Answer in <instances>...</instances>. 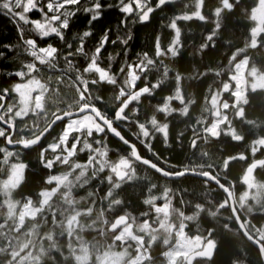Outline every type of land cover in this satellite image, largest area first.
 Wrapping results in <instances>:
<instances>
[{
	"label": "trees",
	"instance_id": "1",
	"mask_svg": "<svg viewBox=\"0 0 264 264\" xmlns=\"http://www.w3.org/2000/svg\"><path fill=\"white\" fill-rule=\"evenodd\" d=\"M5 1L0 0V95L6 99L1 117L10 107L17 108L13 86L21 81L24 72L45 93L37 115L14 120L13 141L29 142L57 115L88 104L136 146L143 158L161 169L169 173H210L236 195L243 193L246 170L262 158L261 153L252 154L251 146L264 138V90L246 92L240 116L230 105L234 95L223 90L229 86L233 93L234 67L243 59L264 73V25L255 35L251 18L259 0H66L52 7H47L48 0H37L28 12L30 19L52 14L55 20L52 30H45V36L39 33L29 37L28 28L12 19L17 7L14 11L6 9ZM135 1L142 4L141 10ZM128 5L130 10L125 8ZM195 13L199 17H192ZM96 16L100 18L89 22L90 17ZM88 31L91 35L86 34ZM105 38L109 43L97 54ZM27 39L38 48H52L53 57L43 64L34 60L25 67L30 60ZM131 73L138 76L132 86ZM130 93L134 98L129 100ZM167 99L169 108L161 111ZM220 100L229 104L230 109L219 108ZM215 109L226 115L228 128L235 136L221 133L213 137L207 133L215 120ZM151 119L164 126L166 132L162 135L152 131L151 140L142 143L138 125H146ZM65 124H59L38 147L30 150L7 148L0 134V186L8 175L9 164L24 166L22 179L10 194L11 200H29L39 208L41 192L54 187L49 178L68 174L72 182V199L66 201L62 187L34 219L18 229L15 221L7 217L5 199L0 193V264H74L72 250L92 241V234L97 235L96 239L100 235L93 229H100L108 219L104 229L112 235L109 226L114 220L125 213L140 217L146 210V198L161 194L165 188L173 192L177 207H189L187 214L195 209L194 205L210 209L226 201L222 192L205 181L189 176L168 181L137 163V178L116 188H111L97 169L93 170L97 174L95 179L91 174L80 178L73 170V162H85L86 151H78L65 164L48 166L46 162L52 155L47 147L59 139ZM89 143L96 148L93 140ZM101 146H106L111 162L121 155L132 164L135 162L132 152L107 132L106 139L97 147ZM253 172L264 183V165ZM108 190L112 195L107 200ZM262 204L259 211L250 215L254 229L264 225V197ZM224 206L231 219L228 205ZM75 212H79L80 225L71 235L67 222ZM220 220L195 218L193 225L200 228L194 233L208 236L214 242L215 254L194 264H262L258 251L243 239L234 220H230L229 228ZM93 224L99 227H91ZM186 231L190 232V227ZM231 231H237L239 236ZM260 243L264 248V239ZM152 250L159 257L160 247L154 246ZM164 263L156 260L143 264Z\"/></svg>",
	"mask_w": 264,
	"mask_h": 264
},
{
	"label": "rangeland",
	"instance_id": "2",
	"mask_svg": "<svg viewBox=\"0 0 264 264\" xmlns=\"http://www.w3.org/2000/svg\"><path fill=\"white\" fill-rule=\"evenodd\" d=\"M35 1L37 0H6L4 2V7L6 9L9 8L13 10L14 6L17 7L15 13L12 12V19L15 23L22 24L24 27L28 28L31 32L28 34V37L39 35V33L45 36V30H52L55 20V18L51 16L52 14L47 15V17L40 16L37 20L30 19L28 12L35 7ZM65 1L66 0H48L46 3L47 7H52L54 3L60 5L64 4ZM135 5L138 6L140 10L142 9L141 7H143L142 4L136 1ZM125 8L130 10L131 5L125 6ZM47 11L51 13V11ZM192 17L197 18L199 14L195 13ZM143 18L145 19L146 16ZM251 18L255 23L254 33L256 35L258 31L263 29L262 26L264 25V0H259L257 8L253 11ZM59 20L60 17L57 18V21ZM255 35H253L252 39L253 45L256 40ZM26 42L29 45L28 55L30 56V60H28L25 67H29V64H31V62L34 63V60L43 64L53 57L54 50L52 48H38L35 46L36 44L34 42L28 39ZM30 70L31 69H29V71ZM26 72L20 76L21 81L13 86L17 108L13 109V107H10L8 113H5V117L2 116V118H6L5 121L8 119V121H6L7 123L13 125L15 119H23L28 114L37 115V113L42 110V99L45 94L44 88L34 80H30L28 76H25ZM137 79L138 76L131 73L129 76L130 85L132 86ZM232 81L235 85L233 93L229 86L225 87L223 91H227L234 95V102L230 105H232V109L235 111L236 115L240 116L242 114L240 107L245 103L246 92L256 89L264 90V73H259L255 68L249 66L247 59H243L235 65ZM142 92H139V94ZM127 96L129 100L134 98L132 94L130 96L128 94ZM177 98H179V96ZM169 101L170 100L167 99L166 103L160 107L161 111H165L169 108ZM230 105L220 100L219 108L224 110L230 109ZM83 106H88V104H84ZM118 116H121L120 112H118ZM214 117V122L207 130L209 135L218 137L221 133H226L235 136L234 131L228 128L229 121L226 115L221 114V112L218 113L217 109H215ZM152 131H154L153 133L158 131L162 135L166 132L165 127L156 123L154 119H151L146 125H138L137 134L142 143L146 142L149 138V141L151 140ZM0 134L6 138L9 131L0 125ZM104 139H106L105 128L96 121L94 116L86 114L78 118H72L66 121L64 130L59 139L48 145L47 150L49 154L52 155V159L48 160L46 165L51 166L54 163L65 164L73 159L78 151L81 153L86 151L88 154L85 162H73V170H76L78 177L85 178L86 175L91 174L95 179L97 174H94L93 170L97 169L99 173H102L106 177L108 185L111 186V188L119 187V185L137 178L140 171L136 170L134 167L136 162L132 164L130 160H126L122 155L117 158L116 162H111L109 160L110 158L107 159L108 152L106 146L105 148L103 146L97 147L100 146L101 141ZM90 140H93L96 148L89 143ZM22 142L27 143V141ZM251 151L252 154L261 153L262 158L253 161L251 166L246 170L242 178V183L245 185L243 193L236 195L234 190L231 192L233 195V202L245 222L247 232L257 240L262 241L264 239V225L261 229H254L250 224V215L263 207L262 198L264 197V183L258 181L254 177L253 171H255L258 166L264 165V138L252 143ZM23 171L24 166L22 164H9L8 175L0 186V193L5 199L4 205L6 207V215L9 219L15 221V227L17 229L24 225L27 220L34 219L37 213L41 211L48 201L51 200L53 195L62 187L65 188L63 197L67 199L66 201L72 199V193L69 190L72 182L69 181L68 174H61L49 178L48 181L53 183L54 187L51 190L41 192L39 208L35 207L29 200L23 202L11 200L10 194L16 185L20 183ZM111 195V190L105 192L107 200ZM107 202L110 201H106V203ZM145 203L147 209L144 213L140 214V217H131L128 213L122 215L124 218L129 216V218H127L128 223L113 232L112 235L104 229L105 224L109 222L108 219L104 220L100 229H93L98 231L100 235L96 239L95 236L97 235L92 234V241L86 242L81 245L82 247H75L74 250H72L74 264L147 263L150 262L151 259L150 250L156 243L165 249L163 254L164 264H187L189 255L200 252L209 245H214V242L210 240L208 236L196 235L194 233L197 228H200L199 225H193L195 218L196 221H199V218L202 216L210 219L220 218L222 222L224 221L222 225L225 228H229V222L233 219L227 217V211L225 213L226 209L224 205H228L227 201L219 205H212L213 207L209 205L210 209L206 207V205H194L195 209L187 214L189 207L186 205L177 207V203L174 202L173 192L167 188L163 189L161 194H150L146 198ZM78 216L79 212L73 213L67 222V230L68 232L70 231L71 235L80 225ZM90 226L99 227L94 224ZM188 227H190V232L186 231ZM231 232L233 235L239 236L237 231ZM205 261L206 260L203 262ZM235 264H240V262Z\"/></svg>",
	"mask_w": 264,
	"mask_h": 264
},
{
	"label": "water",
	"instance_id": "3",
	"mask_svg": "<svg viewBox=\"0 0 264 264\" xmlns=\"http://www.w3.org/2000/svg\"><path fill=\"white\" fill-rule=\"evenodd\" d=\"M105 47V44L103 41L101 42V47L96 51L97 54H99L101 51H103ZM6 105V99L2 95H0V125L9 131L8 136L5 138V145L9 149L14 148H21L25 150H30L33 148L38 147L42 141L53 131L55 127H57L61 123H65L66 121L72 119V118H78L86 114H90L95 117L96 121L105 128V131L108 133V135L116 142H118L123 147L129 149L132 152L133 158L135 162L141 166H143L146 169L151 170L153 173L157 174L159 177L168 180V181H176L181 179L182 177L189 176L194 177L197 179H200L202 181H205L214 187H216L220 192L223 193L224 197L226 198L233 220L238 228L239 233L243 237V239L253 248H255L260 256L261 263L264 264V248L261 245L259 241H257L252 235H250L241 220L239 213L235 207V204L233 202V195L230 190H228L224 185H222L215 177H213L210 173H197V172H182V173H169L160 167L153 164L150 160L143 158L136 146H134L132 143L126 141L120 132L114 128L111 124V122L108 119H105L101 114L91 106H83L80 109L73 111V112H67L61 115H57L52 122L36 137L31 139L27 143L13 141L14 132H15V126L13 124L5 122L1 114L5 108ZM234 141L238 142L239 138H235ZM126 218L120 217L117 218L114 223L110 226V231H114L117 228L123 227L126 225ZM215 253V247L214 245H209L205 247L202 251L193 253L188 256L187 258V264H194L196 261H204L208 260L213 257Z\"/></svg>",
	"mask_w": 264,
	"mask_h": 264
},
{
	"label": "flooded vegetation",
	"instance_id": "4",
	"mask_svg": "<svg viewBox=\"0 0 264 264\" xmlns=\"http://www.w3.org/2000/svg\"><path fill=\"white\" fill-rule=\"evenodd\" d=\"M226 200V199H225ZM227 201V200H226ZM228 203V202H227ZM228 207H229V205H228ZM145 209H147V206H146V203H145ZM237 209V208H236ZM146 211V210H145ZM238 211V210H237ZM231 212V211H230ZM238 213H239V211H238ZM232 215V214H231ZM239 216H240V218H242L241 217V215H240V213H239ZM233 218V217H232ZM242 221H243V223H244V225H245V222H244V220L243 219H241ZM246 227V226H245ZM121 228V227H120ZM119 228H117L116 230H118ZM116 230H114V231H116ZM114 231H112V232H114ZM256 239V238H255ZM257 240V239H256ZM257 241H259V240H257ZM260 242V241H259ZM154 246H159L160 247V250H159V252H160V254H159V257H156V255H158V254H156L157 253V251H153L152 249L154 248ZM164 252H165V249L162 247V246H160L159 244H154L153 246H152V248H151V250H150V256H151V259H150V262H152V261H156V260H161L162 262L164 261V257H163V254H164ZM157 258V259H156ZM165 262V261H164Z\"/></svg>",
	"mask_w": 264,
	"mask_h": 264
},
{
	"label": "snow or ice",
	"instance_id": "5",
	"mask_svg": "<svg viewBox=\"0 0 264 264\" xmlns=\"http://www.w3.org/2000/svg\"><path fill=\"white\" fill-rule=\"evenodd\" d=\"M99 18H100V16H96V17H90V20H89V22H91L93 19L97 20V19H99ZM86 34H87V35H91V32H90V31H88ZM103 43H104L105 45H107V44L109 43L108 39H107V38H105V39L103 40Z\"/></svg>",
	"mask_w": 264,
	"mask_h": 264
}]
</instances>
